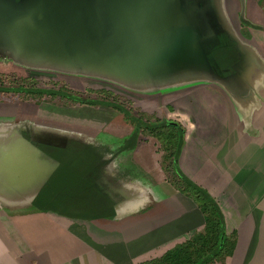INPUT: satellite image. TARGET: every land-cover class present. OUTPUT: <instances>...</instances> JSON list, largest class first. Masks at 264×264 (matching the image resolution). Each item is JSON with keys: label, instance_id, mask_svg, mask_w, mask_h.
I'll return each mask as SVG.
<instances>
[{"label": "crops", "instance_id": "1", "mask_svg": "<svg viewBox=\"0 0 264 264\" xmlns=\"http://www.w3.org/2000/svg\"><path fill=\"white\" fill-rule=\"evenodd\" d=\"M226 4L220 16L248 66L240 82L197 77L215 84L180 93L175 163L235 239L211 264H264V0ZM16 94L0 98V264H142L203 231L194 198L166 177L156 138L139 133L122 148L134 127L117 110ZM80 147L97 162L73 177L63 155Z\"/></svg>", "mask_w": 264, "mask_h": 264}, {"label": "water", "instance_id": "2", "mask_svg": "<svg viewBox=\"0 0 264 264\" xmlns=\"http://www.w3.org/2000/svg\"><path fill=\"white\" fill-rule=\"evenodd\" d=\"M189 1L0 0V48L24 60L131 82L191 75L240 82L248 66L243 46L236 42L232 72L218 75L202 44L214 35L211 25L204 12V22L194 19Z\"/></svg>", "mask_w": 264, "mask_h": 264}, {"label": "rangeland", "instance_id": "3", "mask_svg": "<svg viewBox=\"0 0 264 264\" xmlns=\"http://www.w3.org/2000/svg\"><path fill=\"white\" fill-rule=\"evenodd\" d=\"M207 50V56L215 66L218 64V60H221L219 62L220 65H217L218 72H220V66L222 70H228L233 65V60L236 59V51L230 41L227 43L222 42V46H218L215 50L211 48H207ZM231 62L233 63L229 66ZM217 74L219 75L220 73ZM191 76L167 82L124 81L103 73L24 60L0 48V85L11 87L23 85L28 88L52 89L55 91L61 89L69 91L74 95L80 94L79 96H83L84 98L98 97L107 99L123 103L134 114L141 115L144 119L152 121H156V119L176 121V118H178L177 112L172 111L171 107L181 106L183 101L180 93L183 90L190 89L191 91H195L205 86L212 87L215 84L214 82H210L212 80L209 82L213 84L209 85V82L201 81L194 75ZM195 92L198 93V91ZM5 96H12L14 98L17 94L0 92V98ZM42 97L47 100L46 102L52 104L54 101L57 103H73L68 98H62L59 95H43ZM142 134L144 137L148 136L145 131ZM157 143L159 144L158 141ZM80 148H74L71 154L63 155V163L73 168L71 171L73 177L78 176L79 173H83V162L89 163L87 167L88 171L94 169V161L97 162L94 158L91 164L86 158V154H89L91 157L90 151L87 148H84V150ZM161 151L159 147L158 153L160 154ZM160 164L162 165V160H160ZM164 173L165 175L167 174L165 171ZM166 177L176 179L175 176L166 175Z\"/></svg>", "mask_w": 264, "mask_h": 264}, {"label": "trees", "instance_id": "4", "mask_svg": "<svg viewBox=\"0 0 264 264\" xmlns=\"http://www.w3.org/2000/svg\"><path fill=\"white\" fill-rule=\"evenodd\" d=\"M217 48L214 47L215 50ZM236 51V48L233 47ZM237 59V58H236ZM235 59V60H236ZM233 60V61H235ZM218 60V66L220 65ZM231 62L229 66L232 64ZM216 73L220 76L231 72L228 70H217V65L212 63ZM0 92H26L34 97L43 95H59L68 98L74 103L103 105L117 110L133 125V133L128 137L122 148H129L135 145L137 136L144 131L148 136H152L159 142L162 154V168L168 174L175 176L171 182L176 184L182 193H186L194 198L204 216V229L195 233L189 240L175 245L167 250L161 257L146 261L142 264H211L215 260L222 261L233 253L235 239L225 233V222L223 214L216 201L210 194L189 180L177 167L176 160L183 141V129L179 128L173 121L156 119V121L144 119L141 115L134 114L126 105L119 102L109 101L102 98H91L74 95L69 91L52 89H41L18 85L16 87L0 85ZM171 173V174H170Z\"/></svg>", "mask_w": 264, "mask_h": 264}, {"label": "flooded vegetation", "instance_id": "5", "mask_svg": "<svg viewBox=\"0 0 264 264\" xmlns=\"http://www.w3.org/2000/svg\"><path fill=\"white\" fill-rule=\"evenodd\" d=\"M227 1L232 0H192L188 2L189 6L195 9L192 10L194 19L198 23L204 22L205 20L201 16L202 12H204V18L207 19L205 25H211L212 31L214 33V35L202 42L206 52L208 51L207 48L213 49L216 46H222V42L227 43L230 41L232 47H235L236 45L237 40L232 35H230L228 30L225 28L223 19L220 16L221 8L222 6H227ZM242 1L245 3L247 8L250 4L258 2V0H235V3L237 2L241 7Z\"/></svg>", "mask_w": 264, "mask_h": 264}]
</instances>
